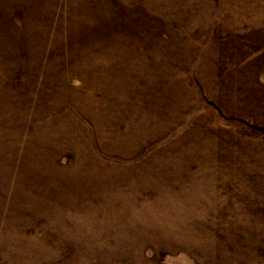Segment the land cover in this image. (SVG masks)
<instances>
[{
    "label": "rangeland",
    "instance_id": "obj_1",
    "mask_svg": "<svg viewBox=\"0 0 264 264\" xmlns=\"http://www.w3.org/2000/svg\"><path fill=\"white\" fill-rule=\"evenodd\" d=\"M0 264H264V0H0Z\"/></svg>",
    "mask_w": 264,
    "mask_h": 264
}]
</instances>
